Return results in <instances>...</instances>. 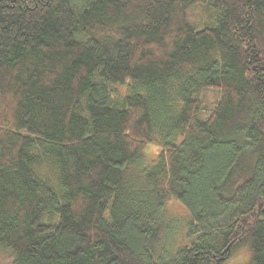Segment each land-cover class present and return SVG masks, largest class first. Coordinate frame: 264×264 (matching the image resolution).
Instances as JSON below:
<instances>
[{"label": "trees", "instance_id": "obj_1", "mask_svg": "<svg viewBox=\"0 0 264 264\" xmlns=\"http://www.w3.org/2000/svg\"><path fill=\"white\" fill-rule=\"evenodd\" d=\"M200 1L213 24L188 19ZM0 251L264 264V0H0Z\"/></svg>", "mask_w": 264, "mask_h": 264}, {"label": "rangeland", "instance_id": "obj_2", "mask_svg": "<svg viewBox=\"0 0 264 264\" xmlns=\"http://www.w3.org/2000/svg\"><path fill=\"white\" fill-rule=\"evenodd\" d=\"M199 3V6L196 4ZM191 7V14L188 17L193 23L202 25H211L216 20V10L213 1L197 2ZM195 6V8H194ZM205 96L208 106H211L218 99V94L211 90L202 92ZM160 151L157 145H146L144 148V155L141 158L140 165L145 166L152 163ZM165 237L166 241H172L178 246L188 245L195 239L194 234L188 232L189 213L188 211L176 200L170 199L166 202L165 206ZM245 255L239 253L236 257H231L226 261V264H240L244 261ZM0 264H9L8 254L0 251Z\"/></svg>", "mask_w": 264, "mask_h": 264}]
</instances>
